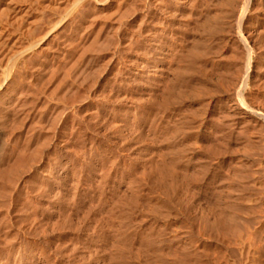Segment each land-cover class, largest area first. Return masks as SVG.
Masks as SVG:
<instances>
[{
    "label": "rangeland",
    "instance_id": "1",
    "mask_svg": "<svg viewBox=\"0 0 264 264\" xmlns=\"http://www.w3.org/2000/svg\"><path fill=\"white\" fill-rule=\"evenodd\" d=\"M49 1H18L14 11L18 16L14 19L16 15L12 12L14 17L10 18L14 20H10L14 23L9 22L12 26L6 24L3 40L6 45L0 46L4 49H1V56L8 50L5 56H0V72H4L3 78L8 82L11 78L13 81L6 90V95L10 91L9 94L0 103V137H3V144L6 143L0 144V152L5 154H0V264H116L113 255L122 248V253L117 252L115 257L122 255L119 264H162L163 259L166 264H264V0H156V5L151 4V0H126L128 3L108 0L111 4L108 11L96 13L81 10L85 0ZM40 2L49 6L41 4V9ZM61 2L62 7L64 4L67 8H61ZM117 2L121 5L118 8ZM77 3L82 4L81 7ZM113 4L118 12L125 6L130 10L128 14L125 11L126 15H133L132 19L124 16V21L120 20L121 14V18L114 21L113 16L118 13ZM75 5L80 7V12ZM243 7L245 10L241 11ZM91 13L96 14V18ZM203 17L207 20L204 18L206 22L202 25ZM239 17L243 18L241 27L238 26ZM35 19L39 21L36 23ZM109 19L114 22L110 23ZM53 23L57 29L46 33ZM100 25L104 27L102 30L98 28ZM118 25L120 30L116 28ZM128 27L133 28L129 30ZM197 30L212 36H202ZM124 35L131 38L125 39ZM241 36L247 39V45L240 40ZM204 37L209 38H205L206 41ZM201 39L205 42L202 46ZM40 40L41 43L36 42ZM197 40L200 48L192 42ZM11 47L16 49L15 53ZM194 47L203 49L196 51ZM247 51L250 65L244 63L248 61ZM16 52L23 53L24 59L18 56L19 61L14 57ZM151 59L157 61L154 63ZM8 65L12 73L8 68L6 74ZM52 69L57 70L52 72ZM1 73L0 85H3ZM63 73H67L66 76ZM75 74L79 76L72 79ZM6 75L10 76L6 78ZM3 89L6 87L2 86L0 92ZM241 101L250 109L244 114L234 109ZM213 151L218 156H213ZM34 166V173H29ZM227 183L233 186L229 187L225 198L228 201L224 202L222 193H227L223 190V187L228 189ZM214 198L219 202H213ZM198 205H204L203 209L216 206L218 217L222 211L225 214L224 221L217 220V224L216 212L209 207V211H213L209 215L214 214L209 218L208 209L205 213L201 207L197 208ZM199 214L211 220L206 219L208 224H217L210 225L213 230L209 226L212 234L207 226L210 232L205 230V219L202 222L199 218L204 225L198 222ZM196 223L202 225L201 228ZM197 227L205 232H197ZM207 233L210 234L208 238ZM173 238L177 241L171 240ZM186 241H190L186 246L190 247L188 253L184 246ZM172 247L174 250L185 248L181 249L185 253L175 251L186 258L185 263L174 251L172 254L169 250ZM148 250H155V253L150 254ZM174 253L178 258L174 259Z\"/></svg>",
    "mask_w": 264,
    "mask_h": 264
},
{
    "label": "bare ground",
    "instance_id": "2",
    "mask_svg": "<svg viewBox=\"0 0 264 264\" xmlns=\"http://www.w3.org/2000/svg\"><path fill=\"white\" fill-rule=\"evenodd\" d=\"M18 1H21V0H0V46H2L3 44L6 45V44L3 42V40H4V36H5V33H6V24H7V25L10 24V26H12V24L14 23V21H12V20L16 19V17L18 16V15H16V13L14 12V11L17 9V7H16L15 5H16V3H17ZM37 1H39V0H37ZM47 1L50 3L49 0H47ZM64 1H65V0H64ZM68 1H70V0H68ZM117 1H119V3H120V0H117ZM124 1H126V0H124ZM161 1H162V0H161ZM161 1H159V3H158L159 5H160ZM177 1H178V0H177ZM179 1H180V0H179ZM221 1H223V0H221ZM70 2H71V1H70ZM77 2H78V1H77ZM121 2H123V0H121ZM164 2H165V1H164ZM164 2H163V3H164ZM182 2H183V1H182ZM227 2H228V0H227ZM247 2H248V1H247ZM59 3H60V2H59ZM79 3H82V2L79 1ZM79 3H77V5H79ZM117 3H118V2H117ZM117 3H116V5H117ZM119 3H118V4H119ZM126 3H128V2L126 1ZM155 3H157L156 0H151V4H155ZM165 3H166V2H165ZM165 3H164V4H165ZM221 3H222V2H221ZM230 3H231V1H230ZM248 3H249V2H248ZM38 4H39V3H38ZM38 4H37V5H38ZM41 4H42V2H40V4H39L40 7H41V9H43L44 5L46 6V4H47V6H49L48 3H45L44 5L42 4L43 7L41 6ZM65 4H66V3H65ZM70 4H71V3H70ZM72 4H73V3H72ZM82 4H85L84 6H82V7H85V8H83V9H82V7L80 6V5H82ZM82 4L79 5V6L81 7V10H82V11L84 10V11H86V12L88 11V13H89L91 10H92V11H95V12H93V13H96V11H99V10H101V12H102V10H105V9H107V11H108V8L111 7V4L108 3V0H85V2L82 3ZM121 4H122V3H121ZM168 4H170V3H168ZM241 4H242V3H241ZM124 5H125V4H124ZM124 5H123V6H124ZM137 5H140V4H137ZM141 5H142V4H141ZM141 5H140V6H141ZM155 5H156V4H155ZM155 5H154V6H155ZM162 5H163V4H162ZM162 5H161V7H162ZM179 5H180V4H179ZM47 6H46V7H47ZM113 6H114V8L116 9V11H115L113 8H112L113 12H112V10H109V11L112 12L113 15H114V11H115V12H117V13L119 14V16L117 17L116 15H118V14H115L114 16H116V17H114L113 15H110L111 13L108 14V15H110V17L113 16L114 21H115V20L118 21L117 19H118L119 17L121 18V16H120L121 14H122L123 16H122V19L119 18L120 20H123L124 16H125V17L130 16V14H129V15H126L125 11H127V10H126V7H125V6H124L125 9L123 8V10H121V8H120V10H119V12L122 11V13H119V12L117 11V10H118L117 8L121 6L120 4H119V6L117 5V8L115 7L114 4L112 5V7H113ZM163 6H164V5H163ZM165 6H166V4H165ZM165 6H164V7H165ZM46 7H45V8H46ZM65 7H66V6H65L64 4H63V7H62V2H61V8L65 9ZM75 7H77V6L75 5ZM80 7H79V9H80ZM142 7H143V6H142ZM158 7H159V6H158ZM188 7H189V6H188ZM38 8H39V7H38ZM38 8H37V9H38ZM66 8H67V7H66ZM130 8H131V7H130ZM146 8H147V7H146ZM154 8H155V7H154ZM162 8H163V7H162ZM162 8H161V9H162ZM221 8H222V7H221ZM245 8H246V6H245ZM39 9H40V8H39ZM41 9H40V10H41ZM74 9H75V8H74ZM77 9H78V7H77ZM79 9H78V10H79ZM127 9H128V8H127ZM140 9H141V8H140ZM142 9L145 10V7L142 8ZM142 9L139 10V11H140L139 13L142 12ZM151 9H152V8H151ZM156 9H157V6H156ZM165 9H166V8H165ZM188 9H189V8H188ZM66 10H67V9H66ZM68 10H69V9H68ZM68 10H67V11H68ZM72 10H73V8H72ZM72 10H71V11H72ZM81 10H79V11H77V12H80ZM163 10H164V9H163ZM163 10H162V11H163ZM222 10H223V9H222ZM227 10H228V9H227ZM227 10H226V11H227ZM240 10H241V9H240ZM244 10H245V9H244V7H243V9H242L241 11H244ZM17 11H18V10H17ZM92 11H91V12H92ZM123 11H124V14H123ZM146 11H148V8L146 9ZM149 11H150V10H149ZM153 11H154V10H153ZM153 11H152V12H153ZM156 11H159V10H156ZM156 11H155V12H156ZM229 11H230V9H229ZM241 11H240V12H241ZM12 12H13L14 15H16L14 19L10 18V16H11V17H14V15H13V16L11 15ZM73 12H74V10H73ZM101 12H99V13L101 14ZM128 12L130 13V10L127 11V14H128ZM150 12H151V11H150ZM159 12H160V11H159ZM164 12H165V10H164ZM214 12H215V11H214ZM221 12H222V11H221ZM240 12H239V13H240ZM17 13H18V12H17ZM20 13H21V12H20ZM70 13H71V12L69 11V14H70ZM74 13H75V12H74ZM81 13H82V12H81ZM93 13H91L92 16L95 15L94 17L96 18V14H93ZM146 13H149V12H146ZM162 13H163V12H162ZM162 13H160V14H162ZM166 13H167V11H166ZM166 13H165V14H166ZM168 13H169V12H168ZM223 13H224V12H223ZM227 13H228V12H227ZM239 13H238V14H239ZM18 14H19V13H18ZM63 14H64V13H63ZM76 14H77V13H76ZM85 14H86V13H85ZM85 14H84V15H85ZM91 14H88V15H91ZM105 14H106V13H105ZM143 14H144V13H143ZM154 14H155V13H154ZM163 14H164V13H163ZM169 14H170V13H169ZM212 14H213V13H212ZM212 14H211V15H212ZM219 14H220V12H219ZM37 15H38V14H37ZM77 15H78V14H77ZM81 15H82V14H81ZM141 15H142V14H141ZM146 15H147V14H146ZM152 15H153V14H152ZM170 15H171V14H170ZM193 15H194V14H193ZM215 15H216V14H215ZM220 15H222V14H220ZM224 15H225V14H224ZM240 15H241V14H240ZM242 15H243V14H242ZM69 16H70V15H69ZM132 16H133V15H132ZM132 16H130L131 19H132ZM147 16H148V15H147ZM156 16H159V15H156ZM160 16H161V15H160ZM163 16H164V15H163ZM204 16H206V15H204ZM212 16H213V15H212ZM238 16H239V15H238ZM50 17H51V16H50ZM55 17H56V16H55ZM55 17H54V19H55ZM70 17H71V16H70ZM70 17H69V18H70ZM94 17H92V18H94ZM144 17H145V16H144ZM164 17H165V16H164ZM222 17H223V16H222ZM72 18H73V17H72ZM145 18H146V17H145ZM150 18H151V17H150ZM153 18H154V20H155V17H153ZM158 18H159V17H158ZM161 18H162V17H161ZM167 18H168V17H167ZM170 18H171V17H170ZM204 18L207 20L206 17H203V19H204ZM213 18H214V16H213ZM213 18H212V19H213ZM217 18H219V17H217ZM217 18H216V19H217ZM220 18H221V17H220ZM220 18H219V19H220ZM223 18H225V17H223ZM10 19H12V20H10ZM38 19H39V18H38ZM38 19H37V20L35 19V20H36V23H37V21H39ZM101 19H102V18H101ZM103 19H104V18H103ZM156 19H157V18H156ZM159 19H160V18H159ZM205 19H204V22H203V20H201V21H202V22H201L202 25H203V23L205 24V22H206ZM210 19H211V18H210ZM237 19H239V24H238V26H240V24L243 23V22H242L243 18H242V17H239V18H237ZM244 19H245V18H244ZM9 20H10V21H9ZM35 20H34V21H35ZM77 20H78V19H77ZM105 20H106V18H105ZM110 20H111V19H109L108 21H110ZM126 20L128 21V19H126ZM133 20H134V18H133ZM214 20H215V18H214ZM11 21L13 22L12 24L9 23V22H11ZM51 21H52V20H51ZM64 21H65V20H64ZM66 21H68V20H66ZM78 21H79V20H78ZM78 21H77V22H78ZM99 21H100V20H99ZM102 21H103V20H102ZM108 21H106V22H108ZM114 21L111 20L110 23H111V22H114ZM123 21H124V20H123ZM130 21H131V20H130ZM147 21H148V19H147ZM162 21H164V20H162ZM170 21H171V20H170ZM210 21H211V20H210ZM233 21H234V20H233ZM236 21H237V20H236ZM236 21H234V22H236ZM54 22H55V20H54ZM68 22H69V21H68ZM73 22H74V21H73ZM106 22H105V23H106ZM152 22H153V20H152ZM36 23H34V25H35ZM66 23H67V22H66ZM69 23H72V21L69 22ZM75 23H76V21H75ZM79 23H80V22H79ZM79 23H77V24H79ZM92 23H93V22H92ZM119 23H120V24H123L124 22H123V23L119 22ZM127 23H129V22H127ZM197 23H198V21H197ZM199 23H200V22H199ZM199 23H198V25H199ZM201 23H200V26H201ZM32 24H33V23H32ZM32 24H31V25H32ZM77 24H76V25H77ZM93 24H94V23H93ZM100 24H101V23H100ZM102 24H104V21H103ZM102 24H101V25H102ZM131 24H132V22H131ZM146 24H147V23H146ZM152 24H153V23H152ZM166 24H167V22H166ZM169 24H170V23H169ZM206 24H207V23H206ZM29 25H30V24H29ZM37 25H38V24H37ZM66 25H67V24H66ZM72 25L75 26L73 23H72ZM79 25H80V24H79ZM79 25H77V26H79ZM81 25H83V24H81ZM89 25H91L90 27H92V24H89ZM101 25H100L98 28H100ZM108 25H109V23L107 24V26H108ZM114 25H116V24H114ZM114 25H113L112 27L115 28ZM124 25H125V24H124ZM129 25H130V23H129ZM133 25H134V24H133ZM147 25H149V23H148ZM167 25H168V24H167ZM211 25H212V24H211ZM35 26H36V25H35ZM38 26H40V24H39ZM69 26H70V25H69ZM69 26H68V27H69ZM102 26H105V24L102 25ZM131 26H132V25H131ZM134 26H135V25H134ZM144 26H145V25H144ZM165 26H166V25H165ZM236 26H237V25H236ZM236 26H235V28H236ZM30 27H32V26H30ZM42 27H44V25H43ZM57 27H58V26L56 25V23L50 24V25L48 26V29H47L46 26H45V28L48 30L47 32H46V31H45V32H46V33H49V32L51 33V31H52V30L54 31V29H55V28L57 29ZM85 27H86V24H85ZM90 27H89V28H90ZM119 27H120V25H118L116 28H119ZM122 27H123V26H122ZM124 27H125V26H124ZM202 27H203V26H202ZM212 27H214V25H212ZM240 27H241V26H240ZM240 27H239V28H240ZM33 28H34V27H33ZM45 28H44V30H45ZM70 28H71V26H70ZM81 28H82V27H81ZM87 28H88V27H87ZM89 28H88V30H89ZM93 28H94V27H93ZM98 28H97V32H98ZM103 28H104V27H102V28H100V29L102 30ZM106 28H107V27L105 26V29H106ZM109 28H110V27L108 26V29H109ZM114 28H113V29H114ZM132 28H133V27H132ZM132 28H129V27H128L129 30L132 29ZM149 28H151L150 25H149ZM154 28H155V27H154ZM205 28H209V26H206V25H205ZM35 29H36V28H35ZM35 29H32V30L35 31ZM37 29H38V27H37ZM41 29H43V28H41ZM75 29H76V28H75ZM85 29H86V28H85ZM124 29H127V28H124ZM139 29H140V28H139ZM181 29H182V28H181ZM200 29H201V28H200ZM214 29H216V28H214ZM214 29H213V30H214ZM218 29H220V28H218ZM44 30H42V31H44ZM94 30H95V29H94ZM109 30H110V29H109ZM119 30H120V28H119ZM147 30H148V29H147ZM152 30H153L152 28H151V31H150V29H149V32H152ZM205 30H208V29H204V30L202 29V31H205ZM237 30H239V29H237ZM237 30H236V31H237ZM240 30H242V29L240 28ZM240 30H239L238 33H240ZM8 31H9V30H8ZM111 31H112V30H111ZM114 31H115V30H114ZM135 31H136V30H135ZM138 31H139V30H138ZM154 31H156V30H154ZM154 31H153V32H154ZM195 31H196V30H195ZM197 31H199V30H197ZM202 31H201V30L199 31V32L202 33V34L200 33V35H202V36H203V34H204V35H205V34H209V35H210V33H205V32H202ZM208 31H209V30H208ZM215 31H216V30H215ZM220 31H222V30H220ZM242 31H243V30H242ZM37 32H38V31H37ZM39 32L41 33V31H39ZM39 32H38V33H39ZM117 32H118V31H117ZM199 32H198V33H199ZM213 32H214V31H213ZM213 32H212L211 34H213V36H214V33H213ZM43 33H44V32H43ZM46 33H45L44 35L47 36ZM53 33H54V32H53ZM84 33H85V32H84ZM98 33H99V32H98ZM107 33H108V32H107ZM109 33H110V32H109ZM124 33H125V32H124ZM137 33H138V32H137ZM194 33H196V32H194ZM215 33H217V31H216ZM41 34H42V33H41ZM115 34H116V33H115ZM118 34H119V33H118ZM127 34H128V33H127ZM127 34H125V35H127ZM134 34H135V33H134ZM147 34H148V32H147ZM150 34H151V33H150ZM154 34L156 35V37H155ZM154 34H151V35H154V37L157 39V34H156V32H155ZM33 35H34V34H33ZM42 35H43V34H42ZM44 35H43V37H44ZM73 35H74V33H73ZM85 35H86V34H85ZM92 35H93V34H92ZM94 35H95V34H94ZM105 35H106V34H105ZM125 35L122 36V37H124V38L127 37V36H125ZM130 35L132 36L133 34H130ZM148 35H149V34H148ZM209 35H207V36H209ZM215 35H216V34H215ZM238 35H239V34H238ZM240 35H242V34L240 33ZM48 36H49V35H48ZM95 36H96V35H95ZM98 36H99V34H98ZM98 36H97V37H98ZM100 36H101V35H100ZM100 36H99V37H100ZM106 36H107V35H106ZM128 36H129V35H128ZM198 36H199V35H198ZM210 36H212V35H210ZM210 36H209V37H210ZM6 37H7V36H6ZM6 37H5V38H6ZM24 37H25V36H24ZM39 37H41V35H40ZM39 37H37V39H38ZM43 37H42V38H43ZM97 37H96V38H97ZM99 37H98V38H99ZM149 37H150V36H149ZM152 37H153V36H152ZM182 37H183V36H182ZM209 37H208V38H209ZM2 38H3V39H2ZM7 38H8V37H7ZM42 38H41V40H42ZM52 38H53V37H52ZM56 38H57V37H56ZM92 38H94V37H92ZM100 38H101V37H100ZM109 38H110V37H109ZM114 38H115V37H114ZM128 38H131V37L129 36V37H127V39H128ZM150 38H151V37H150ZM159 38H160V36H159ZM193 38H194V37H193ZM198 38H199V37H198ZM205 38L208 39L207 37H204V38H202V39L206 40ZM239 38H241L240 40H242V41L244 42V44L247 45V42H248V41H247V39H246L244 36H241V37H239ZM23 39H24V38H23ZM32 39H33V37H32ZM57 39H58V38H57ZM60 39H61V38H60ZM125 39H126V38H125ZM160 39H161V38H160ZM196 39H197V38H196ZM196 39H195V40H196ZM202 39H201V41H202ZM35 40H36V39H35ZM41 40H40V41H36V42H40V43H41ZM43 40H44V39H43ZM62 40H63V39H62ZM94 40H95V38H94ZM114 40H115V39H114ZM158 40H159V39H158ZM190 40H192V37H191ZM193 40H194V39H193ZM204 40H203L202 42L200 41L201 46L203 45L202 43L204 42ZM236 40H237V39H236ZM240 40H239V41H240ZM4 41H5V40H4ZM52 41H53V40H52ZM57 41H58V40H57ZM91 41H92V40H91ZM91 41H90V42H91ZM107 41H108V40H107ZM107 41H105V42H107ZM115 41H116V40H115ZM119 41L121 42V40H119ZM125 41H128V40H125ZM150 41H151V40L149 39V42H150ZM206 41H207V40H206ZM95 42H96V41H95ZM100 42H101V41H100ZM108 42H109V41H108ZM108 42H107V43H108ZM156 42H157V40H156ZM158 42H159V41H158ZM192 42H193V44H195V47H199V46H197V44H198V40H197V42H196V41H192ZM194 42H195V43H194ZM24 43H25V42H24ZM34 43H35V42L33 41L32 44H34ZM48 43H49V42H48ZM56 43H57V42H56ZM92 43H93V42H92ZM101 43H103V41H102ZM107 43H106V44H107ZM109 43H110V42H109ZM109 43H108V44H109ZM118 43H119V42H118ZM126 43H127V42H126ZM147 43H148V41H147ZM196 43H197V44H196ZM200 43H199V44H200ZM204 43H205V42H204ZM240 43H241V42H240ZM248 43H249V42H248ZM37 44H39V43H37ZM37 44H35L36 46H34V47H37ZM51 44H52V42H51ZM93 44L95 45V43H93ZM98 44H99V43H98ZM124 44H125V43H124ZM128 44H129V42H128ZM145 44H146V43H145ZM148 44H149V43H148ZM151 44H152V41H151V43L149 44V46H151ZM154 44H155V40H154ZM199 44H198V45H199ZM206 44H207V43H206ZM4 45H3V46H4ZM56 45H57V44H56ZM64 45H65V44H64ZM64 45H62V46H64ZM96 45H97V43H96ZM102 45H104V43H103ZM102 45H101V46H102ZM120 45H121V44H120ZM125 45H126V47H127V44H125ZM131 45H132V44H131ZM155 45H156V44H155ZM155 45H154V46H155ZM157 45H158V43H157ZM3 46H2V47H3ZM30 46H33V45H30ZM30 46H29V47H30ZM39 46H41V45H39ZM90 46H91V45H90ZM92 46H93V45H92ZM105 46H107V45H105ZM110 46H112V45H110ZM192 46H193V45H192ZM241 46L244 47L243 44H241ZM2 47L0 48V52H1V49L4 48V47H3V48H2ZM18 47H19V46H18ZM21 47H22V46H21ZM24 47H25V46H24ZM46 47H47V45H46ZM66 47H67V46H66ZM93 47H94V46H93ZM93 47H92V48H93ZM107 47H109V46H107ZM107 47H106V48H107ZM123 47H125V46L123 45ZM155 47H156V46H155ZM159 47H160V46H159ZM195 47H194V50H196V49H198V50L203 49L202 47H201V49H199L200 47L195 49ZM243 47H241V48H243ZM246 47H247V46H246ZM248 47H249V46H248ZM8 48H9V47H8ZM11 48H12V47H11ZM42 48H43V47H42ZM47 48H48V47H47ZM51 48H52V47H51ZM90 48H91V47H90ZM92 48H91L90 50H92ZM109 48H110V47H109ZM120 48H121V47H120ZM189 48H191V47H189ZM12 49H13V48H12ZM21 49H22V48H21ZM27 49H28V51H29L31 48H28V47H27ZM27 49H26V50H27ZM72 49H73V48H72ZM153 49H154V48H153ZM153 49H152V50H153ZM247 49H248V48H247ZM249 49H250V48H249ZM3 50H4V49H3ZM13 50H14V49H13ZM13 50H11V51H13ZM15 50H16V49H15ZM15 50H14V53H15ZM26 50H24V51H26ZM43 50H44V49H43ZM45 50H46V49H45ZM48 50H49V49H48ZM108 50H109V49H108ZM114 50H116V47H115ZM119 50H121V49H119ZM129 50H130V49H129ZM6 51H8V50H6ZM6 51H4V54L6 53ZM11 51H10V52H11ZM30 51H31V50H30ZM40 51H41V49H40ZM51 51H52V50H51ZM127 51H128V50H127ZM131 51H132V50H131ZM146 51H147V49H146ZM155 51H156V49H155L153 52L155 53ZM196 51H197V50H196ZM201 51H202V50H201ZM243 51H244V48H243ZM243 51H242V52H243ZM22 52H23V51H22ZM26 52H27V51H26ZM43 52H44V51H43ZM62 52H64V51H62ZM82 52H85V48L82 50ZM86 52H88V51H86ZM103 52H104V51H103ZM109 52H113V51H109ZM116 52H117V50H116ZM122 52H123V51H122ZM191 52H192V50H191ZM194 52H195V51H194ZM194 52H193V53H194ZM244 52H245V51H244ZM14 53H12V54L14 55ZM16 53H17V56H14V57L17 58L18 56H21V57L23 58V57H24L23 53H25V52H23L22 54H21L20 52H19L20 54H18V52H16ZM29 53H30V52H29ZM32 53H34V52H32ZM78 53H79V52H78ZM114 53H115V52H114ZM150 53H151V52H150ZM158 53H159V52H158ZM187 53H188V52H187ZM196 53H197V52H196ZM196 53H195V54H196ZM1 54H2V53H0V56H1ZM4 54H3V55H4ZM37 54H39V53H37ZM53 54H54V53H53ZM64 54H65V53H64ZM84 54H85V53H83L82 55H83L84 58H85V55H84ZM111 54H112V53H111ZM111 54H110V56H111ZM151 54H152V53H151ZM151 54H149V55L152 56ZM155 54H156V53H155ZM155 54H154V55H155ZM198 54H199V51H198ZM200 54H201V53H200ZM245 54H246V53H245ZM3 55H2V56H3ZM6 55H8V54H6ZM10 55H11V54H10ZM22 55H23V56H22ZM26 55H28V53H27ZM35 55H36V53H35ZM46 55H47V54H46ZM51 55H52V54H51ZM113 55H114V54H112V58H113ZM116 55H117V54H116ZM147 55H148V54H147ZM160 55H161V54H160ZM202 55H203V54H202ZM247 55H248V57H247V58H248V61H247V63H246V62H244V63L250 65V63H249V56H250V55H249V51H247ZM2 56H1V57H2ZM4 56H5V55H4ZM29 56H30V54H29ZM55 56H56V55H55ZM72 56H73V55H72ZM80 56H81V55H80ZM86 56H87V55H86ZM96 56H97V55H96ZM98 56H99V55H98ZM100 56H101V55H100ZM126 56H127V55H126ZM150 56H149V57H150ZM157 56H158V55H157ZM157 56H156V57H157ZM181 56H182V55H181ZM198 56H201V55H198ZM244 56H245V55H244ZM8 57H9V56H8ZM14 57H13V58H14ZM30 57H31V56H30ZM34 57H35V56H34ZM47 57H48V56H47ZM60 57H61V56H60ZM67 57H71V56H67ZM128 57H129V56H128ZM179 57H180V56H179ZM16 58H15V61H17V59H18V58H17V59H16ZM22 58H21V61H22ZM25 58H26V57H25ZM27 58H28V57H27ZM27 58H26V59H27ZM52 58H53V57H52ZM61 58H62V57H61ZM87 58H88V56H87ZM177 58H178V57H177ZM188 58H189V57H188ZM190 58H191V57H190ZM196 58H197V57H195L194 59H196ZM199 58H200V57H199ZM5 59H6V58H5ZM23 59H24V58H23ZM33 59H34V58H33ZM33 59H32V60H33ZM67 59H68V58H67ZM69 59H70V58H69ZM72 59H73V58H72ZM88 59H89V58H88ZM152 59H153V56H152ZM152 59H151V60H152ZM155 59H156V58H155ZM194 59H193V60H194ZM18 60H19V59H18ZM38 60H39V59H38ZM47 60H48V59H47ZM62 60H63V59H62ZM80 60H81V59H80ZM82 60H83V58H82ZM160 60H161V59H160ZM162 60H163V59H162ZM179 60H180V59H179ZM6 61H7V60H6ZM11 61L13 62L14 60L12 59ZM11 61H10V62H11ZM19 61H20V60H19ZM19 61H18V62H19ZM33 61H34V60H33ZM73 61H74V60H73ZM73 61H72V62H73ZM85 61H86V60H85ZM152 61H153V60H152ZM152 61H150V66H152V65H151V62H152ZM155 61H157V60H155ZM155 61H153V62L155 63ZM165 61H166V60H165ZM177 61H178V60H177ZM0 62H1V61H0ZM31 62H32V61H31ZM44 62H45V61H44ZM81 62H82V61H81ZM159 62H161V61H159ZM159 62H158V63H159ZM1 63H2V62H1ZM86 63H87V62H86ZM154 63H152V64H154ZM162 63H163V62H162ZM162 63H161V64H162ZM13 64L16 65L15 62H13ZM13 64H11V66H13ZM19 64H20V63H19ZM22 64H24V63H22ZM36 64H37V63H36ZM39 64H41V63H39ZM43 64H44V63H43ZM84 64H85V63H84ZM179 64H180V63H179ZM20 65H21V64H20ZM20 65H19V67H20ZM25 65H26V63H25ZM45 65H46V64H45ZM62 65H63V64H62ZM64 65H65V64H64ZM8 66H9V65H8ZM33 66H34V65H33ZM59 66H60V65H59ZM155 66H157V65L155 64ZM0 67H1V66H0ZM5 67H6V66H5ZM16 67H17V66H16ZM16 67H15V68H16ZM26 67H27V66H26ZM30 67H31V66H30ZM66 67H67V66H66ZM77 67H78V63H77ZM90 67H91V66H90ZM147 67H148V66H147ZM153 67H154V66H153ZM8 68H9L10 72L12 71V70L10 69L11 67L9 66V67H7V71H6L7 73H6V74H8V71H9ZM12 68H14V66H13ZM20 68H21V67H20ZM33 68H34V67H33ZM37 68H38V67H37ZM49 68H50V67H49ZM51 68H52V67H51ZM51 68H50V69H51ZM53 68H54V67H53ZM69 68H70V67H69ZM82 68H83V67H82ZM155 68H156V67H155ZM158 68H159V67H158ZM244 68H245V67H244ZM247 68H248V67H247ZM3 69H6V68H3ZM17 69H18V67H17ZM22 69H23V67H22ZM22 69H21L20 71H21V73H24V71H23ZM26 69H27V68H26ZM28 69H29V67H28ZM30 69H31V68H30ZM57 69H58V67H57ZM57 69H52V70H53L52 72H54V70H57ZM75 69H76V68H75ZM151 69H153V68H151ZM0 70H2V69H0ZM15 70H16V69H15ZM37 70H38V69H37ZM46 70H47V69H46ZM68 70H69V69H68ZM68 70H67V71H68ZM72 70H73V69H72ZM76 70H77V69H76ZM83 70H84V69H83ZM99 70H100V69H99ZM156 70H157V69H156ZM158 70H159V69H158ZM162 70H164V69H162ZM247 70H248V69H247ZM13 71H14V70H13ZM18 71H19V70H18ZM18 71H17V73H18ZM22 71H23V72H22ZM41 71H42V70H41ZM69 71H71V69H70ZM81 71H82V70H81ZM100 71H101V70H100ZM103 71H105V70H103ZM106 71H107V70H106ZM106 71H105V72H106ZM150 71H151V70H150ZM10 72H9V73H10ZM15 72H16V71H15ZM34 72H35V71H34ZM38 72H39V71H38ZM42 72H43V71H42ZM49 72H50V71H49ZM62 72H63V71H62ZM62 72H61V73H62ZM64 72H65V70H64ZM73 72H74V70H73ZM73 72H72V73H73ZM75 72H76V71H75ZM77 72H78V71H77ZM147 72H148V71H147ZM154 72H155V71H154ZM248 72H249V71H248ZM0 73H1V72H0ZM11 73H12V72H11ZM11 73H10V74H11ZM31 73H33V72H31ZM31 73H30V74H31ZM43 73H44V72H43ZM50 73H51V72H50ZM78 73L80 74V72H78ZM82 73H83V72H82ZM97 73H98V71H97ZM151 73H152V72H151ZM1 74H3L4 76L1 75V76H2V77H1L2 79H1V80H2V82H3V83H1V84H3V85H0V88H1L2 86H5L6 89H5V90L3 89L4 91L0 92V103H1V101H3L4 99H6V96H7V95L9 94V92H10V91H9L8 94L6 95V93H7L6 90H7V89H10V86H11L10 83L13 82V81H12V78L9 79V80H11L12 82H11V81L8 82L7 79H4V78H3V77H5V74H4L3 71H2ZM18 74H19V73H18ZM26 74H27V73H26ZM34 74H35V73H34ZM36 74H37V73H36ZM38 74H39V73H38ZM41 74H42V73H41ZM41 74H40V75H41ZM63 74H64L63 76H66L67 73H66V74L63 73ZM70 74H71V73H70ZM79 74H75V77L73 76L74 78H72V79H75L77 76H79ZM152 74H153V73H152ZM246 74H248V73H246ZM11 75H12V74H11ZM19 75H20V74H19ZM21 75H22V74H21ZM49 75H50V74H49ZM57 75H58V74H57ZM72 75H73V74H72ZM76 75H77V76H76ZM153 75H154V74H153ZM244 75H245V74L243 73V76H244ZM6 76H7V75H6ZM9 76H10V75H9ZM9 76H7L6 78H8ZM24 76H25V75H24ZM42 76H43V75H42ZM81 76H82V75H81ZM155 76H156V75H155ZM245 76L247 77V75H245ZM14 77H15V76H14ZM14 77H13V79H14ZM18 77H19V76H18ZM35 77L37 78V76H35ZM43 77H45V76H43ZM59 77H60V76H59ZM98 77H100V76H98ZM246 77H245V79H246ZM31 78H32V76H31ZM47 78H48L47 80H49V77H47ZM51 78H53V74H52ZM64 78H65V77H64ZM23 79H24V78H23ZM61 79H62V78H61ZM66 79H67V77H66ZM66 79H65V80H66ZM72 79H71V80H72ZM95 79H96V78H95ZM245 79H244V80H245ZM72 81H73V80H72ZM99 81H100V79H99ZM25 83H26V82H25ZM55 83H56V81H55ZM94 83H95V82H94ZM159 83H160V82H159ZM21 84H22V83H21ZM29 84H30V83H29ZM65 84H66V83H65ZM25 85H26V84H25ZM34 85H35V84H34ZM61 85H63V84H61ZM238 85H239V84H238ZM241 85H243V84H241ZM15 86H16V85H15ZM63 86H64V85H63ZM13 87H14V85H13ZM13 87H11V88H13ZM61 87H62V86H61ZM66 87H67V86H66ZM242 87H243V86H242ZM26 88H27V87H26ZM36 88H37V87H36ZM41 88H42V87H41ZM85 88H87V87H85ZM22 89H23V88H22ZM33 89H34V88H33ZM41 90H42V89H41ZM45 90H46V89H45ZM51 90H52V89H51ZM7 91H8V90H7ZM14 91H15V90H14ZM54 91H55V90H54ZM57 91H58V90H57ZM19 92H20V91H19ZM25 92H26V91H25ZM13 93H14V92H13ZM13 93H12V94H13ZM29 93H30V92H29ZM63 93H64V92H63ZM23 94H24V93H22V95H23ZM26 94H27V93H26ZM13 95H14V94H13ZM20 95H21V94H20ZM64 95H65V94H64ZM85 95H86V94H85ZM18 96H19V95H18ZM23 97H24V96H23ZM23 97H22V98H23ZM52 97H53V96H52ZM7 98H8V97H7ZM9 98H10V97H9ZM11 98H13V97H11ZM32 98H33V97H32ZM57 98H58V97H57ZM85 98H86V97H85ZM178 98H179V97H178ZM18 99H19V98H18ZM20 99H21V98H20ZM38 99H39V98H38ZM23 100H25V99H23ZM23 100H22V101H23ZM40 100H41V99H40ZM52 100H53V99H52ZM54 100H55V99H54ZM82 100H83V99H82ZM8 101H9V100H8ZM31 101H32V100H31ZM61 101H62V100H61ZM163 101H164V100H163ZM10 102H11V104H12V101H10ZM25 102H26V100H25ZM13 103H14V102H13ZM15 103H17V101H15ZM19 103H20V102H19ZM59 103H60V102H59ZM75 103H76V102H75ZM11 104H10V105H11ZM21 104H22V103H21ZM21 104H20V105H21ZM23 104H24V103H23ZM29 104H30V103H29ZM0 105H1V104H0ZM3 105H4V103L2 104V106H3ZM8 105H9V103H8ZM13 105H14V104H13ZM15 105H16V104H15ZM24 105H26V104H24ZM54 105H55V104H54ZM5 106H7V105H5ZM18 106H19V105H18ZM21 106H22V105H21ZM21 106H20V107H21ZM26 106H27V105H26ZM3 107H4V106H3ZM10 107H11V106H10ZM20 107H19V108H20ZM22 107H23V106H22ZM24 107H25V106H24ZM32 107H33V106H32ZM234 107H235V106H234ZM6 108H7V107H6ZM26 108H27V107H26ZM60 108H61V107H60ZM8 109H9V108H8ZM8 109H6V110H8ZM15 109H16V108H15ZM21 109H23V108H21ZM27 109H28V108H27ZM27 109H26V110H27ZM29 109H30V108H29ZM61 109H62V108H61ZM234 109L237 110L238 112L244 114V113L247 112V110L249 109V106L246 104L245 101H241V102L238 103V105H237ZM17 110H18V109H17ZM249 110H250V109H249ZM249 110H248V111H249ZM15 111H16V110H15ZM19 111H20V110H19ZM38 111H39V109H38ZM3 112H4V111H3ZM5 112H6V111H5ZM13 112H14V111H13ZM22 112H23V111H22ZM22 112H21V113H22ZM29 112H30V110H29ZM234 112H235V111H234ZM250 112H251V111H250ZM250 112H248L247 114H249ZM0 113H1V112H0ZM26 113H28V112L26 111ZM26 113H24V114H26ZM32 113H33V112H32ZM35 113H36V112H35ZM240 113H239V114H240ZM252 113L259 114L260 112L258 113V112L252 111ZM4 114H5V113H4ZM57 114H58V113H57ZM17 115H19V114L17 113ZM17 115H16V118H17ZM20 115H21V114H20ZM22 115H23V114H22ZM1 116H2V114H1ZM4 116H6V114H5ZM24 116H25V115H24ZM27 116H29V114H28ZM241 116H242V115H241ZM253 116H254V115H253ZM256 116H257V115H256ZM12 117H13V116H12ZM13 118H14V117H13ZM25 118H27V117H25ZM66 118H68V117H66ZM71 118H72V117H71ZM240 118H241V117H240ZM0 119H1V118H0ZM7 119H8V118H7ZM5 120H6V118H5ZM5 120H4V121H5ZM8 120H9V119H8ZM15 120H16V119H15ZM17 120H18V119H17ZM17 120H16V121H17ZM25 120H28V119H25ZM9 121H10V120H9ZM8 123H9V122H8ZM21 123H23V122H21ZM18 124H19V122H18ZM43 124H44V123H43ZM56 124H57V123H56ZM12 125H13V124H12ZM19 125H20V124H19ZM51 125H52V124H51ZM53 125H54V124H53ZM65 125H66V124H65ZM13 126H14V125H13ZM16 126H17V125H16ZM28 126H29V125H28ZM10 127H11V126H10ZM64 127H65V126H64ZM2 128H3V127H2ZM17 128H18V126H17ZM20 128H21V127H20ZM55 128H56V127H55ZM8 129H11V128H8ZM15 129H16V128H15ZM11 131H13V130H11ZM9 132H10V131H9ZM56 132H57V131H56ZM1 133H2V132H1ZM13 133H14V132H12V134H13ZM47 133H48V132H47ZM2 134H3V133H2ZM7 134H9V133L7 132ZM10 134H11V133H10ZM10 134H9V135H10ZM35 135H36V134H35ZM39 135H40V134H39ZM48 135H49V134H48ZM2 136H3V135H2ZM7 136H8V135H7ZM13 136H14V135H13ZM24 137H25V136H24ZM47 138H48V137H47ZM2 139H3V137H0V144H1V143L3 144V141H1ZM4 139H5V138H4ZM18 139H19V138H18ZM30 140H31V139H30ZM45 140H46V139H45ZM15 141H16V140H15ZM28 141H29V140H28ZM58 141H59V140H58ZM38 142H39V141H38ZM49 142H50V141H49ZM7 143H8V142H7ZM2 144H1V145H2ZM4 144H6V143H4ZM4 144H3V145H4ZM197 144H198V143H197ZM7 145H8V144H7ZM35 145H36V144H35ZM249 145H250V144H249ZM205 146H206V145H205ZM2 147H3V146H2ZM34 147H35V146H34ZM196 147H197V146H196ZM198 147H200V146H198ZM209 147H210V146H209ZM5 148H6V146H5ZM31 149H32V148H31ZM247 149H248V148H247ZM24 150H25V149H24ZM27 150H28V149H27ZM37 150H38V149H37ZM207 150H208V147H207L206 151H207ZM210 150H211V149H210ZM237 150H238V149H237ZM1 151H3V148H2ZM9 151H10V150H9ZM32 151H33V150H32ZM203 151H205L204 148H203ZM219 151H220V150H219ZM241 151H242V150H241ZM200 152H202V151H200ZM214 152H215V151H213V153H214ZM4 153H5V152H4ZM20 153H21V152H20ZM20 153H19V155H22V154H20ZM41 153H42V152H41ZM207 153H208V152H206V154H207ZM211 153H212V152H211ZM218 153H219V152H218ZM0 154H3V152H2V153L0 152ZM9 154H10V153H9ZM17 154H18V153H17ZM47 154H48V153H47ZM231 154H232V153H231ZM235 154H236V153H235ZM3 155L5 156V154H3ZM30 155H31V154H30ZM30 155H27V156H30ZM38 155H39V154H38ZM38 155H37V156H38ZM215 155H216V154L214 153L213 156H215ZM227 155H228V154H227ZM7 156H8V155H7ZM31 156H32V155H31ZM207 156H208V154H207ZM213 156H212V157H213ZM216 156H218V155H216ZM23 157H24V156H23ZM41 157H42V156H41ZM2 158H3V157H2ZM2 158H1V159H2ZM208 158H209V157H208ZM214 158H215V157H214ZM214 158H213V159H214ZM35 159H36V158H35ZM196 159H197V158H196ZM213 159H211V160H213ZM22 160H23V159H22ZM254 161H255V160H254ZM2 162H3V161H2ZM26 162H27V161H26ZM26 162H25V163H26ZM196 162H197V160H196ZM201 162H202V161H201ZM209 162H210V161H209ZM25 163H24V164H25ZM21 164H22V163H21ZM37 164H38V163H37ZM197 164H198V163H197ZM204 164H205V163H204ZM260 164H261V163H260ZM29 165H30V164H29ZM31 165H32V163H31ZM34 165H35V164H34ZM41 165H42V164H41ZM41 165L37 166V169H38L37 171H39V168L41 167ZM201 165H202V164H201ZM42 167H43V166H42ZM198 167H199V166H198ZM203 167H204V165H203ZM23 168H24V167H23ZM30 168H31V166H30ZM35 168H36V166H34L33 169H31V171H30L29 173L33 174ZM9 169H10V168H9ZM27 169H28V168H27ZM42 169H43V168H42ZM233 169H235V168L233 167ZM236 169H237V167H236ZM23 170H24V169H23ZM35 170H36V169H35ZM201 171H202V167H201ZM233 171H234V170H233ZM237 171L240 172V170H237ZM0 172L2 173V171H0ZM4 172H5V171H4ZM6 172H8V171H6ZM6 172H5V173H6ZM25 172L27 173L26 170H25ZM197 172L199 173V171H197ZM14 173H15V172H14ZM17 173H18V172H17ZM36 173H37V172H36ZM39 173H40V172H39ZM198 173H197V175H198ZM24 174H25V173H24ZM31 174H29V175H31ZM37 174H38V173H37ZM236 174H237V173H236ZM238 174H239V173H238ZM238 174H237V175H238ZM2 175H3V174H2ZM15 175H16V174H15ZM20 175H21V174H20ZM199 175H200V174H199ZM199 175H198V176H199ZM201 175H202V174H201ZM21 176H22V175H21ZM198 176H197V178H198ZM253 176H254V175H253ZM13 177H14V176H13ZM33 177H34V176H33ZM201 177H202V176H201ZM14 178H15V177H14ZM34 178H35V177H34ZM194 178H195V177H194ZM194 178H193V179H194ZM197 178H196V179H197ZM231 178H232V177H231ZM235 178H236V177H235ZM199 179H202V178H200V176H199ZM227 179H228V178H227ZM227 179H226V180H227ZM202 180H203V179H202ZM197 181H198V179H197ZM197 181H196V182H197ZM198 182L200 183V181H198ZM171 185H172V184H171ZM195 185H196V184H195ZM201 185H203V184H201ZM237 185H238V184H237ZM197 186H198V185H197ZM209 186H210V185H209ZM227 186H228V189H229V187L232 188L231 186H233V185L230 186V185H228V183H227ZM234 186H235V185H234ZM169 188H170V187H169ZM174 188H176V187H174ZM224 188H225V187H223V190H225L227 193H226V192H225L226 194H223V193H222V199H223V201L225 202V200H227V199H225V198H227V196H228V194H229L228 192L230 191V189H229V190L226 189L227 187H226L225 189H224ZM235 188H236V187H235ZM235 188H234V190H235ZM208 189H209V188H208ZM208 189H207V191H208ZM221 189H222V188H221ZM165 190H166V189H165ZM167 190H168V189H167ZM197 190H198V189H197ZM227 190H228V191H227ZM231 190H232V189H231ZM234 190H233L232 192H234ZM236 190H237V188H236ZM199 191H200V190H199ZM210 192H211V191H210ZM220 192H221V191H220ZM232 192H231V193H232ZM242 192L244 193V191H242ZM205 193H206V192H205ZM207 193H209V192H207ZM213 193H214V192H213ZM218 193H219V192H218ZM219 194H221V193H219ZM219 194H218V195H219ZM223 195H224V196L226 195V197H224ZM197 196H198V195H197ZM211 196H213V195H211ZM211 196H210V197H211ZM216 196H217V195H216ZM220 196H221V195H220ZM213 197H214V196H213ZM223 197H224V198H223ZM201 198H202V197H201ZM233 198H236V197L233 196ZM204 199H205V198H204ZM218 199H219V197H218ZM218 199L216 198V200H218ZM229 199H230V198H229ZM231 199H232V198H231ZM231 199H230V200H231ZM168 200H169V199H168ZM171 200H172V199H171ZM201 200H202V199H201ZM205 200H206V199H205ZM211 200H212V199H211ZM211 200H210V201H211ZM214 200H215V198H214L212 201L214 202ZM216 200H215V201H216ZM192 201H193V200H192ZM195 201H196V200H195ZM210 201H208V203H209ZM220 201H221V199H220ZM227 201H228V200H227ZM163 202H164V201H163ZM181 202H182V201H181ZM196 202H197V201H196ZM206 202H207V201H206ZM216 202H217V201H216ZM218 202H219V200H218ZM218 202H217V203H218ZM224 202H223L222 204H226V205H224V206L227 207V203H224ZM234 202H235V201H234ZM234 202H233V203H234ZM200 203H201V201L199 202V204H200ZM204 203H205V202H204ZM217 203H213V205H215V204H216V205H219V204H217ZM210 204H211V203H210ZM210 204H209V205H210ZM228 204H229V203H228ZM231 204H232V203H231ZM160 205H161V204H160ZM163 205H164V204H163ZM200 205H202V204H200ZM200 205H198L197 208H200V207H201ZM229 205H230V204H229ZM164 206H165V205H164ZM164 206H163V207H164ZM203 206H204V205H203ZM203 206L201 207V208H202L201 210H203V212H205V211H206L211 205H210L209 207H208V205H207L208 208H207V209L205 208L206 210L203 209ZM219 206H221L224 210H227V209H225L226 207L224 208V206H222V205H219ZM230 206H231V205H230ZM233 206H234V205H233ZM233 206H232V207H233ZM236 206H237V205H236ZM152 207H153V206H152ZM152 207H150L151 210H153ZM161 207H162V206H161ZM205 207H206V206H205ZM211 207H212V206H211ZM211 207H210V208H211ZM213 207H214V206H213ZM213 207H212V208H213ZM147 208H148V207H147ZM212 208H211V209H212ZM215 208H216V206H215ZM215 208L212 209V210H214V213L216 212V211H215ZM217 208H218V207H217ZM228 208H229V207H228ZM211 209H210V210H211ZM195 210H196V209H195ZM199 210H200V209H198V213H199V212L201 213V210H200V211H199ZM204 210H205V211H204ZM212 210L209 211V209H208L209 212L206 211V212H208V213H206V212H205V213H206L207 215H209L210 212H211V213L213 212ZM216 210H217V209H216ZM219 210H220V209H219ZM231 211H232V208H231ZM217 212H218V211H217ZM217 212L215 213V215H217V218L215 219V222L217 223V220H221L220 223H222V221H224V218H223V217L225 216V214H223V211H222V212H220V214H221V215L223 214V216H221V215L219 214V217H218ZM228 212H229V210H228ZM228 212H226V213H227L226 217H228ZM161 213H162V212H161ZM224 213H225V212H224ZM169 214H170V213H169ZM202 214H203V213H202ZM202 214H201V215L199 214V217H198V218L196 217V218L198 219V222L200 221L199 218H200V219L202 218V217H201ZM206 214H205V215L203 214L204 217L206 216ZM153 215H154V214H153ZM195 215H196V213H195ZM213 215H214V214H213ZM213 215L210 214V215H209V216H210L209 218H212ZM243 215H244V214H243ZM180 216H181V215H180ZM215 217H216V216H215ZM215 217H213V219H214ZM226 217H225V218H226ZM209 218L206 217L207 220L211 221ZM218 218H219V219H218ZM220 218H221V219H220ZM222 218H223V220H222ZM202 219H203V220H202ZM202 219H201L202 222H204V219H205V218H202ZM206 219H205L206 222H204V224L207 223V220H206ZM181 220H182V219H181ZM113 221H114V220H113ZM123 221H124V220H123ZM232 221H233V220H232ZM212 222H214V221L212 220ZM199 223L202 224L201 222H199ZM199 223H196V224L199 226V225H200ZM216 223H211V222H210V224L207 223L208 225H207V224H206V225L202 224V225H204L205 230H206V229L209 228L210 225H211V226H214L213 224H216ZM218 223H219V222H218ZM218 223H217V224H218ZM232 223H233V222H232ZM185 224H186V223H185ZM217 224H216V225H217ZM197 225H196V226H197ZM202 225H200L199 228H201ZM219 225H220V224H219ZM206 226H207L208 228H207ZM211 226H210V227H211ZM231 226H232V224H231ZM118 227H119V226H118ZM247 227H248V226H247ZM183 228H184V227H183ZM187 228H188V227H187ZM234 228H235V227H234ZM184 229H185V228H184ZM211 229L213 230L212 227H211ZM220 229H221V227H220ZM229 229H230V228H229ZM148 230H149V229H148ZM194 230H195V229H194ZM201 230L203 231V233L205 232V230H203V229H201ZM201 230H199L198 227H197V232L200 233ZM208 230H210V228H209ZM208 230H206V232H210V231H211L210 234H212L213 231H212V230L208 231ZM215 230H216V229H215ZM231 230H233V229L231 228ZM149 231H152V230H149ZM223 231H225V230L223 229ZM150 233H152V232H150ZM199 233H198V234H199ZM201 233H202V232H201ZM122 234H123V233H122ZM205 234H206V233H205ZM205 234H203L204 236L201 235L204 239H205L206 237H207V238L210 237V236H209L210 234L208 235V233H207L208 236H206V237H205ZM136 235H138V234H136ZM146 235H147V234H146ZM148 235L150 236V234H148ZM152 235H154V234H152ZM156 235H157V234H156ZM213 235H214V234H213ZM112 236H113V235H112ZM116 236H117V235H116ZM116 236H115V237H116ZM120 236H121V234H120ZM232 236H233V235H232ZM117 237L119 238V236H117ZM117 237H116V239H118ZM161 237H162V236H161ZM176 237H177V236H175V238H176ZM178 237H179V236H178ZM211 237H212V235H211ZM188 238H189V237H188ZM199 238H200V236H199ZM114 239H115V238H114ZM200 239H201V238H200ZM209 239H210V238H209ZM209 239H208V240H209ZM213 239H214V238H213ZM120 240H121V238L119 239V241H120ZM171 240H174L175 242L177 241V240L174 239V238L171 239ZM171 240H170V241H171ZM237 240H238V239H237ZM168 241H169V239H168ZM170 241H169V242H170ZM196 241H197V240H196ZM206 241H207V240H206ZM206 241H205V242H206ZM113 242H115V240H114ZM123 242H124V241H123ZM169 242H166V243H167V244H170ZM171 242H172V241H171ZM175 242H174V243H175ZM178 242H180V241H178ZM189 242H190V241H189ZM189 242L186 241V242H185V245H184V243H183V245L185 246L186 249H187V247H188V244H187V243H189ZM200 242H201V241H200ZM205 242H203V243H205ZM210 242H211V240H210ZM225 242H226V241H225ZM115 243L118 244V241L116 240ZM115 243H114V244H115ZM119 243H120V242H119ZM121 243H122V242H121ZM147 243H149V242H148V239H147ZM161 243H162V242H161ZM207 243H208V242H207ZM219 243H220V242H219ZM122 244H123V243H122ZM162 244H163V243H162ZM167 244H166V245H167ZM171 244H172V243H171ZM175 244H177V243H175ZM186 244H187V245H186ZM200 244H201V243H200ZM209 244H210V243H209ZM211 244H212V243H211ZM227 244H228V243H227ZM118 245H119V244H118ZM149 245H152V243H149ZM149 245L146 244L145 247H146V246H149ZM153 245L155 246V243H154ZM164 245H165V244H164ZM173 245H174V244H173ZM177 245L180 247L179 243H178ZM201 245H203V244H201ZM201 245H200V246H201ZM119 246H120V245H119ZM158 246H159V245H158ZM184 246H183V247H184ZM186 246H187V247H186ZM191 246H192V245H191ZM197 246H198V245H197ZM200 246H199V247H200ZM122 247H123V246H122ZM150 247H151V246H150ZM170 247H171V246H170ZM174 247H175V246H174ZM179 247H177L178 250H174L173 247H172L171 249H169V250H170L171 252H172V251H174V252L177 251V253H178V251H179V252H180V251L182 252L181 249H185V248H179ZM181 247H182V245H181ZM201 247H202V246H201ZM212 247H213V246H212ZM128 248H129V247H128ZM146 248L148 249V247H146ZM152 248L155 249V247H153V246H152ZM168 248H169V247H167L166 249H168ZM202 248H203V247H202ZM222 248H223V247H222ZM153 249H151V250H153ZM156 249H158V248H156ZM189 249H190V247H189ZM189 249H187L186 253L189 252ZM191 249H192V248H191ZM122 250H123V248H122ZM122 250L120 249L121 253H122ZM151 250H150V251L148 250V252H150V254H151V252H153V251H151ZM204 250H205V249H204ZM210 250H211V249H210ZM218 250H219V249H218ZM120 251L116 250V255H117ZM158 251H159V249H158ZM158 251L156 252L157 254H158ZM167 251H168V250H167ZM170 251H169V252H170ZM184 251H185V250H184ZM184 251H183V252H184ZM117 252H118V253H117ZM169 252H167V253H169ZM183 252H182V253H183ZM193 252H194V251H193ZM193 252H192V253H193ZM202 252H203V250H202ZM202 252H201V253H202ZM206 252H207V251H206ZM210 252H211V251H210ZM154 253H155V250H154L153 254H154ZM175 253H176V252H175ZM175 253H174V254H175ZM177 253H176V254H177ZM184 253H185V252H184ZM201 253H199V254H201ZM208 253H209V249H208ZM172 254H173V252H172ZM172 254H171L170 256H171V257H174V256H172ZM176 254H175L174 259H175V258H178V257H176ZM204 254H206V253H204ZM204 254L202 253V255H204ZM116 255H113V256L116 257ZM158 255H159V254H158ZM167 255H169V254H167ZM178 255H179V254H177V256H178ZM119 256L122 257V255H119ZM196 256H197V255H196ZM115 257H113L114 259H113V258H112V259H113L114 263L116 262V264H117V261L120 260L121 257H117L118 259L115 258ZM149 257H150V256H149ZM159 257H160V256H159ZM179 257H181V258H179V260L182 259L181 261L184 260L183 263H185L186 258L184 259V258H182V256H180V255H179ZM183 257H184V256H183ZM185 257H186V255H185ZM194 257H195V255H194ZM198 257H199V256H198ZM218 257H219V256H218ZM119 258H120V259H119ZM128 258H129V257H128ZM162 258H163V255L161 256V260H162ZM168 258H169V257H168ZM168 258H167V260H169ZM202 258H203V257H202ZM202 258H201V259H202ZM205 258H206V257H205ZM171 259H172V258H171ZM195 259L197 260L196 257H195ZM116 260H117V261H116ZM176 260H177V259H176ZM193 260H194V258L192 259V261H193ZM196 260H195V261H196ZM198 260H199V259H198ZM157 261H160V259L158 258ZM164 261H165V259H163V260L160 261V262L165 263ZM169 261H171V260H169ZM146 262H147V261H146ZM112 263H113V262H112ZM143 263H144V262H143ZM157 263H158V262H157ZM163 263H162V264H163ZM168 263H169V262H168ZM181 263H182V262H181ZM188 263H189V262H188ZM118 264H119V261H118ZM158 264H160V263H158ZM165 264H166V263H165ZM169 264H173V262H171V263H169ZM174 264H175V262H174ZM176 264H177V262H176ZM178 264H180V262H178ZM198 264H199V263H198Z\"/></svg>",
    "mask_w": 264,
    "mask_h": 264
}]
</instances>
